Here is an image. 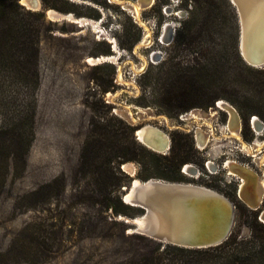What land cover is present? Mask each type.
<instances>
[{
    "label": "rangeland",
    "instance_id": "rangeland-1",
    "mask_svg": "<svg viewBox=\"0 0 264 264\" xmlns=\"http://www.w3.org/2000/svg\"><path fill=\"white\" fill-rule=\"evenodd\" d=\"M39 2L43 13L54 10L89 21L75 24L68 18L53 20L44 13L51 26L42 33L39 45L33 139L24 169L20 163L10 165L0 189V264H124L127 254L141 247V242L122 236L120 225L112 224L109 212L100 204L104 194L98 192L97 175L81 167V150L93 124L111 130L128 126L134 130L136 142L158 156L164 154L138 141L137 131L148 126L160 130L169 139V149L173 134L191 136L202 165L187 164L195 169V174L187 175L182 173L184 165L180 171L184 182L178 183L209 188L252 210L238 197L241 179L229 175L224 165L234 162L251 170L255 182L264 179V120L253 115L245 126L237 106L225 99L180 114L165 112L157 104L161 90L156 67L186 61L210 43L202 38L188 45L177 34L188 17L190 2L49 0L55 6L49 9ZM138 3L139 21L132 10ZM166 25L172 27L173 35L163 44L160 40ZM114 45L115 61L88 62V58L114 55ZM152 53L158 54L157 59L150 57ZM217 102L235 110L241 140L230 137L226 129L230 116L216 107ZM253 117L261 127L258 134L251 127ZM204 134L208 141L200 148ZM257 143L263 144L254 152ZM243 144L250 147V153L242 149ZM207 162L212 164L208 168ZM128 163L134 166L132 172L123 171L122 166L119 169L131 180L137 179L140 165ZM3 168L0 159V174ZM121 192L122 197V188ZM263 209L264 194L258 215ZM121 219L125 218H115L117 222ZM126 226V234H133L129 232L134 227ZM252 226L251 218H237L232 231L249 238Z\"/></svg>",
    "mask_w": 264,
    "mask_h": 264
},
{
    "label": "trees",
    "instance_id": "trees-1",
    "mask_svg": "<svg viewBox=\"0 0 264 264\" xmlns=\"http://www.w3.org/2000/svg\"><path fill=\"white\" fill-rule=\"evenodd\" d=\"M185 1L190 2V10L177 34L188 45L202 38L210 43L186 61L156 67L161 90L158 106L165 112L180 114L211 107L225 99L237 106L245 126L253 115L264 120V68L247 66L239 55L235 9L228 0ZM41 3L43 9L55 8L49 0ZM49 26L43 12L27 10L19 0H0V159L4 161L0 189L10 165L20 163L21 169L25 167L35 126L39 45ZM147 74L148 71L144 73ZM133 132L128 126L111 130L106 125L93 124L81 150V167L97 175L98 192L104 194L100 204L109 212L112 224L120 225L124 238L142 243L134 253L127 254L124 264H264V224L258 221L257 211L243 208L231 197L227 198L236 208L235 219H252L249 238L232 231L218 246L183 249L161 246L137 233L126 234L124 221L117 222L115 218H140L145 211L122 201L121 188L129 187L132 180L119 166L136 162L141 167L136 174L138 180L178 183L184 182L180 172L184 165H202L201 154L187 134H173L169 152L158 156L139 145Z\"/></svg>",
    "mask_w": 264,
    "mask_h": 264
},
{
    "label": "water",
    "instance_id": "water-1",
    "mask_svg": "<svg viewBox=\"0 0 264 264\" xmlns=\"http://www.w3.org/2000/svg\"><path fill=\"white\" fill-rule=\"evenodd\" d=\"M228 1L235 9L238 19L240 57L251 68H264V0ZM27 3L28 1L19 0V4L27 10H41V5L34 10ZM47 11H44L46 16ZM63 17L71 18V15L56 18ZM167 27L168 36L164 34L160 40L163 44H168L173 35L172 27ZM111 53H114L113 50ZM150 57L157 59L158 54L152 53ZM167 150L169 145L164 152ZM189 168L195 174V169L191 166ZM242 175L238 177L241 179ZM122 191L121 199L125 204L145 211L140 217V225L134 219H121L134 227L129 233L145 236L161 246L206 249L222 244L232 232L236 213L234 204L209 188L159 179H133L129 187H123ZM238 197L252 210L258 209L262 199L261 195L250 203L246 201L243 192H239ZM258 219L264 223V209L259 212Z\"/></svg>",
    "mask_w": 264,
    "mask_h": 264
},
{
    "label": "bare ground",
    "instance_id": "bare-ground-1",
    "mask_svg": "<svg viewBox=\"0 0 264 264\" xmlns=\"http://www.w3.org/2000/svg\"><path fill=\"white\" fill-rule=\"evenodd\" d=\"M24 1H28L27 5L31 8H33L34 10L38 9V7L40 5L39 0H22V2H24ZM113 1H118V0H113ZM140 8H141V5L139 3L132 6L133 15L137 21H139V18H140L139 17ZM47 15L53 20H58V18H56L58 16H66V15H63L57 11H54V10H48ZM70 15H71V18H68L69 21H71L72 23H75V24H83L84 22L89 21L86 18H82V17L81 18L80 17L75 18L72 14H70ZM63 18H65V17H63ZM253 23H255V22H253ZM168 33H169V29L166 25L165 31L163 32L162 36L164 34H166L168 36ZM162 36H161V38H162ZM114 52L115 53H113L114 55H112V56L110 55V56H100L97 58H88V62L91 64H96V63H99L102 61H111V60L115 61L116 55H117L116 54L117 53L116 45H114ZM118 77H120V71H119ZM220 103H221V106H220ZM222 103L223 102H219L220 109L227 112L228 115L230 116L229 121H228V132L230 134V137L233 136L234 138H236V140H241L239 130H238V128H236L237 123H236L235 110L233 108L229 107L228 105H226L224 103L222 104ZM253 121L257 125H259V123H258L257 118L253 117V119L251 121V127H252L253 131L255 132V129L253 127ZM256 129L261 130L260 125ZM211 133H212V131H211ZM256 134H258V133H256ZM137 138L143 145H145L149 149L156 151V152H159V153H165L164 151L168 148V145H169V139H168L167 135H165L160 130L153 128L151 126L145 127L143 129L137 131ZM207 141H208V136L205 134H204V136L201 135V137L199 139L200 145L198 143V146L200 148H204L203 144H205V142H207ZM197 142H198V140H197ZM262 144L263 143L255 144L252 151L257 152L259 150V147ZM242 149L246 150L248 153H250V147L249 146L243 144ZM185 166H189V165H185ZM226 166L228 167V170H229L228 174L229 175L239 176L240 174H243L242 175L243 177L241 178L242 185L239 188V192L240 193L243 192V195H244L246 201L253 203L257 199L260 198L262 193L264 194V187L261 190L262 193H260L259 181L257 180L258 182L257 181L255 182L254 174L247 167L241 166L239 164L237 165L236 163H231V161H227L225 163L224 167L226 168ZM133 167L130 163H126V164L122 165V170L125 172L128 171L130 173V172H132ZM135 181H137V180H135ZM261 182L264 186V179L263 178H262ZM256 188H258V189L256 190ZM134 220H135L136 224H139V225L141 224L140 218H135Z\"/></svg>",
    "mask_w": 264,
    "mask_h": 264
},
{
    "label": "built area",
    "instance_id": "built-area-1",
    "mask_svg": "<svg viewBox=\"0 0 264 264\" xmlns=\"http://www.w3.org/2000/svg\"><path fill=\"white\" fill-rule=\"evenodd\" d=\"M216 107L218 108V109H220V107H219V102H217L216 103ZM221 110V109H220ZM182 117V116H181ZM253 119V118H252ZM252 119H251V121H252ZM226 129L228 130V123H227V125H226ZM138 139V138H137ZM139 141V140H138ZM168 152V150L165 152V153H163V154H166ZM212 164H210V162H207L206 164H205V166L208 168L209 166H211ZM192 167V166H191ZM190 168H189V166H184L183 168H182V173L183 174H185V175H187L188 174V172H190Z\"/></svg>",
    "mask_w": 264,
    "mask_h": 264
},
{
    "label": "flooded vegetation",
    "instance_id": "flooded-vegetation-1",
    "mask_svg": "<svg viewBox=\"0 0 264 264\" xmlns=\"http://www.w3.org/2000/svg\"><path fill=\"white\" fill-rule=\"evenodd\" d=\"M223 104V103H222ZM256 125V126H255ZM258 126L259 125H257L254 121H253V127H254V129H255V132L256 133H258L260 130H257L256 128H258ZM229 171V170H228ZM241 185H242V180H241ZM241 185H240V187H241ZM259 185H260V193H262V188L264 187L263 186V184H262V182L261 181H259ZM258 188H256V190H257ZM262 195H263V193H262ZM255 211H257V210H255Z\"/></svg>",
    "mask_w": 264,
    "mask_h": 264
}]
</instances>
